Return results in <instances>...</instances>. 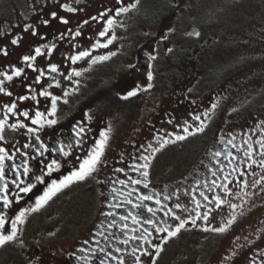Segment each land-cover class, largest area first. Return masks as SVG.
<instances>
[{"label":"flooded vegetation","instance_id":"1","mask_svg":"<svg viewBox=\"0 0 264 264\" xmlns=\"http://www.w3.org/2000/svg\"><path fill=\"white\" fill-rule=\"evenodd\" d=\"M120 6L121 4L118 2H114L106 11ZM99 14L94 16H99ZM179 18V14L170 13L146 15L145 21L139 20L143 22V28L146 25H152L147 20L163 26L162 29L156 31L158 36L153 32L146 33L148 30L144 29L140 31V35H142L137 36L149 41L151 45L149 50L143 49L142 46L139 49L135 47L130 51H125L118 46L121 44V40L118 38L122 36L115 29L117 40L109 46V48L113 46L109 52L114 51L117 55L109 61L91 66L88 71L89 78L80 80L79 91L69 98V103L59 104L56 117H52L57 119V124L45 126L38 133L41 140L51 149L59 146V140H64L67 143L74 136L71 131L72 127L84 121L86 134L83 145L78 147L74 145L71 156L61 157L62 162L66 161V163L63 164L60 171L47 178L48 183H51V180L62 179L64 175L78 168L79 163L86 158L95 142L99 140L100 133L106 131L109 126L112 129L109 133V146L103 158L104 163L98 171L88 180L73 184L63 190L41 211L32 213L28 217L27 222L37 216H43L46 220L44 221L47 224V229L52 233L45 241L49 240L58 244L66 243L56 264H99V260L104 258V254L99 251L100 248H106L113 256L123 258L124 264H135V257L132 255L133 248H139L141 251L143 248H148L153 253L155 252V249L143 240L130 239L132 236H140L145 229L152 233L150 239L153 244H163V251L159 257L155 255L151 257L141 256V264H150L151 260H155V264H224L223 253L216 254L223 233L204 231L205 222L202 220H198L195 226L189 222L176 237L168 239L167 243H164L162 239L167 234L155 232L153 225L146 224L143 220L137 224L132 222V216L139 215L145 219H155L157 224L164 221L171 224L174 229L178 221L170 216H165L164 212L168 208H173L182 219H186L190 215H194L191 210L195 208V204L192 202L195 198L207 205V208L200 209L201 212L214 209L209 215L207 226L210 228L220 226L224 219L229 218V212L232 213L233 209L227 203L218 209L214 208L215 196L222 195L225 200L231 201L233 204L237 201V197L224 195L223 189L220 187L212 188L209 191L212 181L215 180L218 185L227 183L223 177L228 175L229 180L233 181L229 187L235 193L241 190L240 182L244 179H247L250 184L256 177L259 178L262 172L264 173L257 165L248 169L247 160L244 164H239V160L245 159L243 155V150L247 147L245 141L253 143L256 149L253 158L261 159L258 154L259 145L255 141L264 136V131H262L264 124L261 123L264 121V100L253 102L252 100L256 96L254 95L248 102L236 107L233 111H222L221 107L219 108L220 103L225 101L224 96L226 95L223 93L225 90L222 87L227 85L225 83L227 77L235 76V70L247 68L246 75L239 76V81L235 85L250 84L255 81V72L251 65L257 61L256 57H251L252 59L248 62L228 66L230 69L229 76L221 72L219 68L213 70L210 67H203L201 58L204 55L200 49L205 48L208 39L211 40V37L206 34V30L196 29L195 31L200 33L198 37L188 35L192 31L186 30L183 32L184 34L181 33V37L186 35L192 39L187 41L175 40L174 34L178 32L175 25ZM89 20L91 28L99 23H104L103 20ZM117 21L120 22L121 20ZM78 26H82L84 29L89 24L80 23L76 26L64 27L52 35L50 40L61 42L65 40L60 38L61 33H65L64 37L72 36L67 32V29H75ZM169 26L174 29L171 33L166 29ZM165 34L168 35V39L162 40L161 36ZM43 45L45 43H42L41 46H26L16 58L18 62L9 61L12 58L8 57L9 50L6 49L0 53V65L7 64L4 67L0 66V73L12 75L14 68H23L24 72L20 77H13V80L15 78L20 79L19 82L21 83L33 70L28 67L23 57L35 55V48ZM168 49H172V51L169 52ZM42 51L47 53L46 49H42ZM146 53H153L157 58L149 61ZM42 57L43 55L36 57L35 68L36 62ZM133 64L136 65V68L130 67ZM148 71H152L154 75V79L151 81L153 87L147 92H139L135 97L127 100L122 99L121 97L135 86L146 87ZM0 79L7 80L2 75H0ZM30 80L33 82L16 83L15 86H20L22 92L13 95L5 104L16 102L18 111L28 110L31 115L37 109L45 111L46 107H50V99L38 96L39 103L37 104L31 99L19 101L17 99L19 96L28 95L30 97L45 88L54 95H61L63 84L61 83V88H48L50 80L47 78L41 77L40 83H35L36 78ZM29 86L33 91H29ZM5 90L7 91V89ZM4 97L7 95L0 92V98ZM213 104L217 105L214 110L212 109ZM3 106L0 104V118H3ZM128 107L130 108L128 109ZM206 112L209 114L207 117L204 115ZM85 113L92 116L91 121H87ZM196 115H199L207 125L204 132L189 136L186 140L168 144L156 153L148 169L147 188L144 187L143 183L132 184L131 180H144L140 172L134 170V166L144 163L143 160L139 159L141 155L150 154V150L145 151L147 146L149 144L158 146L157 136L167 137L168 133L183 134L182 128L185 126V121L193 127L197 126L199 121L192 119ZM114 117L125 119L118 126L117 121L113 119ZM17 118L24 120L22 116L10 117L9 123L16 122ZM24 122L31 126L30 120H24ZM221 136L224 137L223 141L220 139ZM232 137H235L233 140L237 146L235 148L227 143ZM33 142L34 137L27 134L26 129L17 131L6 129L5 141H0V147L6 148L10 154L15 155V160L8 161L5 167L9 181L16 178V173L8 165H22L25 160H28L33 172L38 173L39 169L44 167V163L57 158L58 153L56 152L45 153L43 157H39L35 148L24 147L25 144ZM35 144L36 147H39V141H35ZM18 149L19 152H17ZM215 151H221L224 155L213 157L212 153ZM228 152H232L238 158L232 161L231 166L228 159L225 158ZM23 153L29 155L24 156ZM32 157L36 158L32 159ZM233 166H237L238 171L233 172ZM222 167L223 172H221ZM121 168L124 170L117 171ZM240 170H243L246 175L240 177ZM253 171L259 175L253 177L251 174ZM212 172H216V175L213 176ZM19 178L29 179V177ZM121 180L127 183L122 185L119 183ZM32 182L35 183L34 178ZM203 182H207L208 187H205ZM2 183L0 182V184ZM9 187V198L14 199L12 194L17 189L11 184ZM45 187L46 185H38L32 193L21 194L24 195V199L14 204L11 209L4 208L0 203V212L8 213L14 218V214L21 207H30L35 198L43 194ZM200 192H204L212 203L205 201ZM129 193H131L130 196ZM142 195L154 197L153 200L143 201V205L153 208L156 213L154 217L147 212L145 207L142 206L140 209L134 207L135 204L141 203L138 198ZM165 197H169V199H165ZM129 199L132 201L131 204L128 203ZM156 199H160L162 203L156 204ZM176 203L186 205L189 211L184 212L181 209H175ZM161 208L163 211L160 210ZM108 213L112 215H107ZM121 216H129V219L127 221L121 220ZM113 220H115V225L109 227ZM125 223L128 228L122 230ZM24 226L21 227L19 234L21 240L23 239ZM6 227L10 228V223ZM85 240H88L89 243L85 244ZM122 240H128V243H120ZM261 243L264 244V239ZM117 247L121 248L122 251L116 252ZM247 249L243 253L242 260H230L231 262L225 264H261L264 260V248L262 249L263 253L251 251L250 254H245L248 252ZM93 250H95L94 253ZM136 255H141L140 251ZM81 257L85 259H81ZM88 257L91 259L88 260ZM109 264H118V261L110 260Z\"/></svg>","mask_w":264,"mask_h":264},{"label":"rangeland","instance_id":"2","mask_svg":"<svg viewBox=\"0 0 264 264\" xmlns=\"http://www.w3.org/2000/svg\"><path fill=\"white\" fill-rule=\"evenodd\" d=\"M114 2H118V0H0V53L7 49L9 50L8 57L12 58L9 61L18 62L16 58L26 46L55 43L56 48L51 55L45 53L36 62V69H45L46 71V75L42 78L49 79L47 69L53 63L59 65L60 71L65 74H68L73 67L78 70L87 69L90 66L88 59L71 65L66 57L79 50L90 48L95 39L99 38L98 33L104 27V23H99L93 28L89 23L88 27L82 29L81 36L75 37V39L72 36H66L63 38L65 40L54 42L50 40V37L64 27L76 26L91 19L94 15L106 12V9ZM177 2L178 0H141L138 10L117 18L123 24V27L117 26L116 28L117 33L122 36L118 38L121 40V44L118 46L125 51H130L135 47L139 49L142 46L143 49L149 50L151 46L149 41L137 36L142 35H140L142 29L148 30L146 33L153 32L158 36L156 31L162 29L163 26L152 23V25H146L143 28V22L139 20L145 21L146 15L166 14L171 10L180 15L179 21L175 25L178 31L174 34L175 40L192 39L186 35L181 37V33L184 34L183 32L192 26L197 30H206V34L211 37L205 48L200 49L204 55L201 58L203 67H210L213 70L219 68L221 72L229 76L228 66L248 62L252 59L251 57H256L257 61L251 65L255 72L253 83L235 85L239 81V76L246 75V67L243 70H235V76L226 78L227 85L222 87L225 90L223 93L226 94L225 101L221 102L219 106L222 111H233L236 107L248 102L254 95L256 96L253 98V102L263 101L264 61L261 60H264V0H191L183 6L181 3L176 5ZM65 3L76 8L77 11L67 12L62 7ZM52 12L57 13L56 19L51 18ZM59 17L66 18L69 23H61ZM45 19L50 21L48 25L43 24ZM169 28L172 27L169 26L166 29ZM33 31H35V35H33ZM13 39H17L18 42L13 44ZM73 45L77 47H73ZM112 47L97 49L93 55L106 54ZM6 65L4 63L0 66ZM38 75V71L32 70L21 83H32L33 81L30 79H34ZM83 78H89L88 71L78 79ZM56 79L63 84V89L72 86L62 76L56 75ZM19 81L20 79L16 78L12 81L5 80L4 88L12 92L13 95H17L22 92L20 86H15L16 83H20ZM11 97L0 98L1 106L7 103ZM113 119L120 126L125 118L114 117ZM261 174L264 175L263 172ZM259 178L256 177V179ZM247 191L250 193L249 196L237 199L235 202L242 207L235 209L236 221L226 233L222 234V239L216 250V254L223 253L224 264L231 262L230 260H242L243 253L247 248L248 252L245 254H250L251 251L263 253L264 244L261 241L264 239V182L255 187H252V183H250ZM229 213L230 218L233 211ZM46 216L48 217V215ZM44 220L43 216L31 218L24 226L23 239L18 238L16 243L0 249V264H56L66 243L58 244L49 240L45 241L50 237L52 231L47 229L46 220Z\"/></svg>","mask_w":264,"mask_h":264},{"label":"snow or ice","instance_id":"3","mask_svg":"<svg viewBox=\"0 0 264 264\" xmlns=\"http://www.w3.org/2000/svg\"><path fill=\"white\" fill-rule=\"evenodd\" d=\"M141 0H118V4H121L123 6L117 7L115 9H108L106 12H101L99 16H93L91 19L93 21L97 20H103L104 27L102 30L98 33L97 39H95V42L91 45L88 49H83L75 52L74 54H70L66 57L71 63V65L77 64L81 60L88 59L90 67L84 70H78L76 68H71V71L68 74H65L64 72L60 71V66L53 63L48 66L47 74L50 79V83L48 84V88L56 87L61 88V82L60 80L56 79V75L62 76L65 80L69 81L72 85V87L64 88L62 89L61 95H54L52 92L48 91L46 88L40 90L38 93L32 94L30 97L28 95H21L17 99L19 101H24L31 99L32 101H35L37 104L39 103L38 96L39 97H45L46 99H50V107H46L45 111L35 110L34 113L30 115V112L28 110H24L22 112L18 111L17 103L11 102L9 104H5L3 106L4 113L3 118H0V141H5V131L6 129H11L13 131H17L19 129H26L27 134H30L34 137V142L30 144H25V148H35V151L39 157H43L45 153H51L56 152L58 153L57 158L51 159L50 162L44 163L41 161V163H44V167L39 169L38 173L33 172L32 166H30L29 161L25 160L23 164H11L8 165L15 173L16 178L11 179V181L7 178V173L5 171V167L8 161H14L15 155L10 154L6 148L0 147V182H3L0 184V203H2L4 208L11 209L12 206L16 203H19L24 199V195L30 194L33 192L34 189L37 188L38 185H46L45 190L43 191L42 195H39L35 198L34 203L30 207H21L17 213L14 214V218L9 216L8 213L0 212V248H4L5 246H8L10 244L16 243L19 238V234L21 232V227L24 226L27 223L28 217L32 213H37L41 211L45 206L49 204V202L57 196V194L61 193L63 190L69 188L71 185L84 182L88 180L90 177L93 176L94 173L98 171V169L103 165L104 163V156L106 149L109 146V133L112 131L111 126L107 128L106 131H103L100 133V138L98 141L95 142L94 146L90 149V152L87 154L86 158L83 159L81 163H79V167L75 170H72L69 172V174L64 175L62 179H53L51 180V183H48V177H51L53 173H56L60 171V169L63 167V164L66 163V161L62 162L61 157H69L73 154L74 151V145L75 146H81L84 143L86 129L84 127V121L79 122L78 124H75L71 131L74 133V136H72L67 143L64 140L58 141V147L49 148V146L40 138V135L38 134L45 126H53L57 124V119L52 118L56 117L58 112V106L60 103L68 104L69 98L76 94L79 91L80 86V80L79 77H82L84 75V72L89 71L91 66H94L99 63H103L106 61H109L112 57L117 55L116 52L110 51L107 52L104 55H93V52L97 49H107L111 44H113L114 41L117 40V36L115 34V29L117 26L123 27L122 22L117 21V17L127 14L132 11H136L139 8ZM62 7L67 12H76L77 9L74 7H71L69 4L65 3L62 5ZM51 18L56 19L57 13L52 12ZM59 20L63 24H68L69 21L64 17H59ZM50 23L49 20L45 19L43 20V24L48 25ZM84 24H89L88 20H85L83 22ZM31 27V26H29ZM27 30V29H25ZM174 31V29L169 28L168 32L171 33ZM67 32L72 35V38L75 39V37H79L82 34V26H78L76 29L69 28L67 29ZM35 31H33V35H35ZM188 35L196 36L198 37L200 33L198 31H192L189 32ZM65 36V33L60 34V38L63 39ZM162 40H167L168 35H162ZM18 41L17 39H13L12 43L16 44ZM73 47H77L76 45H73ZM56 48L55 43H52L51 45L45 44L42 47H36L35 48V55H26L23 57V60L28 64L29 68H32L34 71H38L39 75L36 77L35 83L41 82V77H44L46 75L45 69H36L34 67V62L37 56L44 55V51L42 49L47 50V54L50 56L52 51ZM169 52L172 51V49H168ZM7 53L5 52V55ZM148 60L152 61L155 60L157 57L153 53H146ZM131 68H136V65H130ZM24 72L23 68H14L12 75H9L8 73H0V75L4 76L8 81H12L13 77H20ZM56 74V75H52ZM146 79L148 81L146 87L141 88L140 86H135L134 88L127 91V94L122 96L121 98L124 100H127L131 97H135L138 95L139 92L144 91L147 92L149 89L153 87V84L151 81L154 79V75L152 71L147 72ZM29 91H33L31 86H29ZM0 92H3L5 95L11 97L13 94L10 91H6L4 88V80L0 79ZM217 107L216 104L212 105V109L214 110ZM205 117H207L209 114L206 112L204 113ZM22 116L24 120H30L31 126L29 124L25 123L24 120H21L17 118L16 122L9 123L10 117H19ZM87 121L92 120V116L88 113H85ZM193 120L199 121V124L195 127L193 125H190L185 121V126L182 128L183 134H175V133H168L167 137L165 136H157L156 140L158 142V146H153L152 144H149L147 148L145 149L146 152L150 150L149 155H141L139 159L143 160V164H137L134 166L135 171H139L140 175L144 177V180L135 179L131 180L132 184L139 185L143 183L144 187H148L147 177L149 175L148 169L151 166V161L154 158L155 154L160 152L166 145L175 143L176 141H183L186 140L189 136L196 135L197 133H203L206 128L205 121L201 120V117L199 115L193 116ZM171 123V121H169ZM262 124H264V121H261ZM191 129V130H190ZM264 131V129H262ZM174 137V138H173ZM220 139L223 141L224 137L221 136ZM235 137H232V139H229L227 141L228 144H231L233 148L237 147L233 140ZM35 141H39V147H36ZM256 144L259 145V156L261 159H255L253 158L254 153L256 152V149L253 145V143L249 141H245V144H247V147L243 150V155L245 157L244 160H239V164H244L245 160L248 161L247 168L252 169L253 165H257L261 168L262 171H264V136H261L260 139L255 141ZM242 147V146H241ZM42 149V150H41ZM20 150L18 149L17 152ZM24 156H28V153H23ZM213 157H219L221 155H224L221 151H215L212 153ZM36 157H32V159H35ZM228 159L229 165H232V161L238 159L232 152H228L226 157ZM219 163V161H217ZM22 168V171H21ZM124 169H117V171H123ZM232 171L236 172L238 171L237 166L232 167ZM221 172H223V167L221 168ZM253 177L257 176L258 174L253 171L251 173ZM212 175L215 176L216 172H212ZM240 177H243L246 175V173L243 170H240L239 172ZM19 177H29V179L25 180L23 178ZM35 180V183L32 182V180ZM131 179V178H129ZM224 181L227 183H221L217 184L216 181H212V186L209 188V191L212 190V188L220 187L223 189V193L226 196H233L235 195L237 199H242L243 197H247L250 195V193L247 191L249 187V181L247 179H244L242 182H240V191L239 192H233V190L229 187L230 184L233 183L232 180H229L228 175H224L223 177ZM239 182V181H238ZM264 182V175H260L259 179H254L252 182V187H255L258 184H261ZM120 184H126L127 182L124 180L119 181ZM205 184V187H208L207 182H203ZM14 185L17 191L13 193L14 199H10V187L9 185ZM115 191V189H114ZM195 191V190H194ZM24 194V195H21ZM131 193H129V196ZM200 195L203 197L205 201H208L209 203H212L211 200H209V197L205 195L204 192H200ZM141 203L135 204L134 207L137 209H140L142 206L146 208L147 212L151 213L154 217L156 215L153 208L148 207L147 205H143V201H149L153 200L154 197L151 195H142L138 198ZM165 199H169V197H165ZM179 199V197H177ZM195 204V208H193L191 211L194 213V215H190L186 219H182L180 215H178L173 208H168L166 212H164L165 216H170L175 221H178V224L175 225L174 229L171 224H167L164 221H161L160 224H157V221L155 219H145L139 215H133L132 216V222L134 224L140 223L141 220H143L146 224H151L154 227L155 232L157 233H166L167 235L165 237H162L163 242L167 243L168 239L172 237H176L182 229L186 227V225L189 224V222L195 226L198 220H202L205 222V226L203 228L204 231H213L217 233H226L231 225H233L236 221V213L235 209L237 207H242V205H237L231 203V201L225 200L222 195H216L214 198V208L218 209L221 207V205L227 203L230 208L233 209V213L229 219L224 221L220 226L210 228L207 226L209 223V215L214 209H208L207 212H201V208H207L206 204H202L200 200H196L193 198L192 201ZM128 203H132V201L129 199ZM156 204H161L162 201L160 199L155 200ZM175 209H181L184 212H188L189 209L186 205H182L180 203H176L174 205ZM163 211V208L160 209ZM107 215H112L111 213H108ZM129 219V216H121V220L127 221ZM10 228H7L6 226L9 225ZM115 225V220L112 221V224L109 225V227H112ZM163 225V226H160ZM128 225L125 223L122 226L123 229H127ZM135 231V230H133ZM152 236V233L148 231V229L144 230V233L140 236H132L130 239L134 240H143L146 244L151 245L155 252L153 253L148 248H133L132 249V255L135 257V264H141V256H153L159 257L160 253L163 251V244H153V241L150 239ZM85 244H88L89 241L85 240ZM122 244H127L128 240H122L120 241ZM84 251V249H82ZM95 250H93L94 253ZM99 251L104 254V258L99 260V264H109L110 260H116L118 261V264H124L123 258H117L116 256H113L111 252L107 251L106 248H100ZM116 252H121L122 249L117 247L115 249ZM140 251L141 255H136V253ZM74 255V254H73ZM235 255V253H233ZM81 259H85L84 257H81ZM88 260L91 259V257L87 258ZM150 264H155V260H151ZM261 264H264V260H262Z\"/></svg>","mask_w":264,"mask_h":264},{"label":"trees","instance_id":"4","mask_svg":"<svg viewBox=\"0 0 264 264\" xmlns=\"http://www.w3.org/2000/svg\"><path fill=\"white\" fill-rule=\"evenodd\" d=\"M191 0H178L177 4L176 5H179V3H181V5L183 6V4H187L188 2H190ZM175 4V3H174ZM172 5V4H171ZM170 13H173L171 10L168 11L166 14H170ZM153 14H157V13H153ZM160 15V14H159ZM148 23H154V22H151V21H148Z\"/></svg>","mask_w":264,"mask_h":264},{"label":"water","instance_id":"5","mask_svg":"<svg viewBox=\"0 0 264 264\" xmlns=\"http://www.w3.org/2000/svg\"><path fill=\"white\" fill-rule=\"evenodd\" d=\"M188 30H189V31H195L196 28L192 26V27H190Z\"/></svg>","mask_w":264,"mask_h":264}]
</instances>
